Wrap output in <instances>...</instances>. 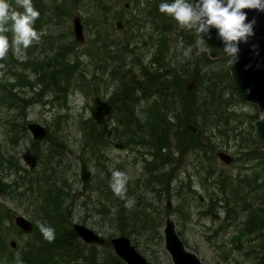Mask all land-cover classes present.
<instances>
[{
	"label": "rangeland",
	"instance_id": "374dc122",
	"mask_svg": "<svg viewBox=\"0 0 264 264\" xmlns=\"http://www.w3.org/2000/svg\"><path fill=\"white\" fill-rule=\"evenodd\" d=\"M104 1L110 4L111 12L109 29L111 36L104 41V43H112L108 48L103 47L99 37L92 38V34H89L94 24L89 15L82 17L80 9L84 7L81 1L71 7L65 1L54 0L49 7V16L46 17L48 10L43 11L41 20L35 21L33 25L39 35L38 41H33L26 50L21 52V59H31L37 62L34 63L37 67L40 65L38 63L43 66L48 64L50 67L52 65L57 67L64 65L66 68L73 65V67L68 71L69 83L64 85L61 96L51 84L38 82L30 89L22 84L24 77L19 83L16 82L21 88V94L28 99L24 116L19 115L16 107L0 106V152L2 157H6L0 174L2 172V178L6 179L7 185L0 191V225L3 229L5 247L7 250L16 247L15 251H21L24 249L23 245L29 243L32 249H35L39 241L34 230L31 233V231L21 232L18 229L13 223L15 214H22L30 219L33 226L38 223L40 226L48 227L49 220L42 214L44 209H63L65 212L70 210L68 211V214L72 216L70 220L83 223L104 236L106 231L104 234L103 230L115 226L117 220L118 225H122V217L117 208L113 207L114 192L110 187L112 171H120L128 177L126 184L128 194L124 193L128 206H135L131 195L140 196L134 218L138 224L131 226L128 223L130 232L125 235L152 264H172L162 244L161 229L165 214L173 220L176 234L183 245L206 264H256L258 258H264V227L253 232L246 231L244 222L250 218L251 207L241 208L242 205L251 203L255 205L254 202L261 199L264 203V153H262L263 150L257 149L258 142L250 135L251 122L257 116L255 105L235 98V101L228 104L229 108L240 114V118L231 123L236 127L233 130H227L228 137L223 133L217 137L218 142L224 141L217 150L221 149L229 153L231 156L229 162L221 161L215 155L216 150L205 156L206 152L201 153L186 147L185 143H181L184 136L182 134L179 136L177 126L172 122L169 134L171 139L166 144L168 151L161 150L157 153L159 154L155 160L157 169L152 170L149 161L153 159L151 154L154 148L144 142L147 140L146 134L141 137V142L138 138L127 142L128 135L122 133L121 128L116 127L106 111L113 105L111 98L114 97L115 88L118 89L121 86L125 89L126 83L123 79L124 71H120L117 79L115 71L112 70L113 67L118 65L125 67L121 69L130 67L132 74L135 73L138 79L143 80L145 70L141 66L147 65L148 61L153 60V57L157 55L151 54L157 42L155 38L151 40L140 32H133L134 37L124 48L120 43V40L128 34V24L124 22V18L127 16L131 18L132 23H135L134 3L130 0ZM60 2L63 5L58 6ZM123 2L129 5L123 6ZM73 13L79 15L83 25V40L80 42L72 36L71 15ZM117 16L122 22L120 28H115L113 24ZM102 21L103 19L99 20V22ZM106 26H108L107 23ZM187 34V31L173 19L162 46V53L166 54V58L172 57L170 50H173L175 46L176 50H180L179 53H175V56L182 60L187 50L184 47ZM93 39H98L96 45L98 44L100 49L94 57L87 52L95 48V45H92ZM10 48L14 57L18 58L12 45ZM193 54L191 51V56ZM31 69L28 66L18 72L32 80L36 78V75L31 74ZM4 74L9 76V79L15 76L7 72ZM92 77H99V84L93 85L88 82ZM189 79H184L183 83ZM87 84L89 86H86ZM133 94L139 98L143 96L140 91H134ZM139 98L130 103L145 118L148 115L146 112L149 108L148 98L142 97L144 100ZM126 107H129L128 104ZM177 113H181V108ZM92 117L98 121L99 140L95 149L82 144L84 139H82L81 126L84 120ZM14 119L23 120L24 124L27 121L37 122L45 127L46 133L40 138H32L25 125L22 130L15 129L16 127L11 124ZM235 132L236 135L233 136ZM12 135L14 136L11 137ZM116 142L121 146H114ZM201 144L204 148L207 147L209 139H205ZM78 158H83L91 171L90 178L85 184L80 182L78 176ZM7 159L12 162L8 163ZM42 170L44 174L52 177L48 178L49 182L56 178V184L61 187L65 185H62L63 181H66V184L69 183L66 186L73 193L64 199L63 205L52 204V197H46L51 194H46L44 188L39 190L36 185L29 186L25 182L27 178L33 179L35 175L37 178ZM58 173H63V178L62 175L55 176ZM160 173L164 177V185L163 190H160L162 194L158 196L156 189L159 187L157 178ZM236 174L245 175V180L249 181H252L253 176L256 177L254 183L259 185L258 198L253 195L255 190L247 186L243 190H246V193L250 192L251 197L246 196L245 203L233 205L231 197L230 200L228 199L226 180L228 175ZM152 182L157 186H151ZM224 199L228 202L227 206ZM210 201L218 214L217 218L207 212ZM227 213L228 217L225 216ZM260 218L264 220V215H260ZM60 219L64 222L63 226L69 220H66V213L62 214ZM157 219H159L158 224ZM53 222L57 225L62 223L59 220ZM257 222L260 224V221ZM237 228H241L242 233L235 239H231L230 236L236 233ZM156 231L161 235L158 244ZM10 239L15 241L14 247L8 243ZM258 241L260 242L257 243ZM260 243L263 247L258 251L257 245ZM57 247L60 249H55V258H62L65 256V251L61 246ZM96 248L100 253L99 258L107 252L100 245ZM62 251V255H59ZM261 251L262 257H258ZM111 252L113 253L112 249ZM14 253L7 254L6 260L2 257L4 264H23L22 261L17 263L12 259ZM98 261L96 264H109L108 259L104 263L101 259Z\"/></svg>",
	"mask_w": 264,
	"mask_h": 264
},
{
	"label": "trees",
	"instance_id": "16d2710c",
	"mask_svg": "<svg viewBox=\"0 0 264 264\" xmlns=\"http://www.w3.org/2000/svg\"><path fill=\"white\" fill-rule=\"evenodd\" d=\"M64 1L71 7L72 5H77L78 1H81V4L84 7V9H80V11H82V17H87L89 15L92 24H94L91 26L89 34H92V38H94V36L99 37V42L103 43L102 45L105 49L108 48L109 45H112V43H104V41L111 36L109 33V29L111 27L110 4L104 0H62V2ZM130 1L134 3L133 5L136 8L134 17L135 23H132L131 18L127 16L124 18V22L128 24V34L123 37V41L120 40V43H122L123 47L126 48V44H128L134 37L132 36V33L140 32L141 35L150 37L151 40L152 38H155L154 40L157 42L155 45L156 48L152 49L153 52L151 54L157 55L153 57V60H149L147 65L143 64V66H141L143 67L142 69L145 70V74L142 76L143 80L138 79V76L135 75V73L132 74L130 67L126 69H121L125 68L123 65L113 67L112 70L115 71L117 79L119 78L120 71H124L123 79L126 83L125 89H122L121 86L118 89L117 87L115 88L114 91L116 92H114V97H110L113 101V105L109 106L110 108L107 109L106 113L112 118L116 127L121 128L120 131L128 135L127 142L134 141V138H138L141 142V137L146 134L147 140L144 141L142 139V143L144 141L154 148L153 154H151L153 159L149 161V166L152 170L157 169L154 162L157 155H159L157 153L161 150L168 151L166 144L169 139H171L169 134L173 125L172 122H174L177 126L179 136H181V134L184 136L181 143H185L186 147H190L191 150L200 151L201 153L206 152L207 154L205 156L210 155L212 151L219 149L224 143L223 140L218 142V135L223 133L226 137H228L229 134L227 130L230 131L236 127L231 124L232 121L240 118V114L238 112H235L233 109L228 107V104L235 101V99L230 91V78L227 71V57H207L204 51L196 48L192 41L191 32L187 31L188 34L184 47H186L185 49L191 48L194 53L193 56H191L190 53V57L184 55L182 60H180L175 56V53H179L180 50H176L175 46H173V50H170L172 57L166 58V54L162 53V46L166 41V32L173 19L166 14H162L159 11V5L161 3H172L173 0ZM8 2L15 7L17 11H23V8L16 6L15 0H8ZM53 2L54 0H32L35 10L40 13L39 18L36 21H40L43 15L42 13L47 10L48 13H46V17L49 16V7ZM62 2H60L58 6L63 5ZM125 3L129 5V3L123 2V6ZM106 7L108 8L106 9ZM102 19L103 21L99 22V20L101 21ZM116 19H118V16ZM106 23L108 26H106ZM113 24L115 27L114 22ZM4 34L7 35L9 39V50L5 57L0 59V106H10L11 108L16 107L19 111V115L24 116V108L28 103V99L21 94V88L16 82L19 83L20 79L24 77V83L22 84L30 89L38 82L41 84H51L55 86V91H57L59 96H61L62 92H64V85L69 83L67 78L69 75L68 71L73 67V65L66 68L64 65L58 67L56 65H52L50 67L48 64L43 66L41 63H38L40 65L37 67L34 64L37 62L32 61L31 59H18L14 57L12 49L10 48L12 33L8 32ZM98 39H93L92 41V45H95L96 50L94 48L92 51H87L92 57H94V54L98 53L100 50L99 45H96ZM91 49L92 48H90V50ZM182 52L184 53V50H182ZM28 66L32 68L30 71L31 74L33 73L36 75V78L32 80L25 77L21 74V72H18ZM5 72L9 73V75L15 76L9 79V76L4 74ZM191 77H194L195 81L190 90H186L183 85V80ZM90 79L91 80L88 82L91 84H99V77H92ZM32 84L33 86L31 87ZM86 86L89 85L87 84ZM134 91H140L143 95L142 97L148 98L149 108L148 111H146L148 115L145 118H143L130 103L139 98V96H134ZM142 97L140 96L139 99H143ZM126 104H128L129 107H126ZM104 106L106 107V101ZM180 108L181 113H177ZM183 116H185L189 122L194 124L196 127L195 131H191L185 126L182 118ZM12 121L13 122H11V124L16 127L15 129H24L25 124L23 123V120L20 121L18 119H14ZM97 128L98 121L95 117L84 120L83 126H81L82 139H84V143L82 144L88 146L90 149H95L98 143L99 136ZM14 133L16 134V132ZM235 135L236 132L233 136ZM13 136L14 135L11 137ZM207 138L209 139V145L204 148L201 142L205 141ZM177 141L179 140L177 139ZM262 153H264V151H262ZM1 154L2 153L0 152V171L3 170L2 163L6 159V157H2ZM165 154H167V152ZM6 161L8 163L12 162L10 159H7ZM58 175H62L63 178V173L55 174V176ZM36 176L37 175H35L33 179L27 178V181L25 182L29 186L32 184L36 185L39 190L44 188L46 194H51L46 197H52V204H62L64 199L71 196L73 193L70 191V188L67 187L69 183L66 184V181H63L62 185L65 184L63 187L56 184V178L49 182L48 178L52 177L49 176V174H44L43 170L40 171L37 178ZM244 176L245 175L243 174L227 176L226 190L229 194L228 199L230 200L231 197V202L234 206L240 202H247L245 199L246 196L251 197L249 196L250 192L247 191L246 193V190H243V188L247 186L252 187L255 190V193L253 194L254 197H259L257 192L259 185L254 183L256 177L253 176L252 181H249L245 180ZM2 177L3 175L1 172L0 191L7 186L5 184L6 179L4 180ZM157 182L159 187L156 191L157 195L160 196L162 194L160 190H163L164 185V177L162 173L158 175ZM39 183L41 185H39ZM151 186H157V184L152 182ZM110 193H112V191ZM126 194L128 193L126 192ZM130 197L134 198V201L140 199L138 194L131 195ZM105 198L107 199V196H105ZM113 198V202L115 201L113 207H116L120 213L123 224L118 225L119 222L117 220V224L115 226L108 229L104 228L105 230H103V233L105 234L106 231V238L115 233H129L130 230L128 228V223L131 226L138 224L136 219L134 221L136 208L132 211L131 206H126L128 205L127 199L121 198L115 193L113 194ZM243 199H245V201ZM224 201L227 206V200L224 199ZM254 204L255 205L252 203L250 205H242L241 207L242 209L251 207V211H249L250 218L244 222V226L247 228L246 231L248 232H253L264 227V220L260 218V215H264L263 199L255 201ZM68 211L70 212V210ZM68 211L65 212L63 209H44L42 211L45 218L49 220L48 227L55 230L54 239L52 241L46 240L41 231V226L38 225V223L34 226L32 224V228L29 232L31 231V233H33L32 231L34 230V233H36L39 240L38 242L35 240V242H37L35 249H32V246L27 243L23 245L24 249L21 251H15L16 247L12 248V250H7L3 243V229L0 225V264H4L2 257H5L4 259L6 260L8 259V256L6 255H10V253H14V251L16 253L12 254V259L17 263L22 261L23 264H96V262H99L98 260L100 259L103 263L106 259H108L109 264H125L111 252V247L108 241H106L105 244L100 245L101 248H104V251L106 252L107 250V252L104 256H100L101 258H99L100 253L96 248L97 245L83 242L70 227L69 222L72 221L70 220L72 216L71 214H68ZM227 211L229 210L227 209ZM64 213H66V220H70H68L65 226H63L64 222L60 219V216ZM227 215L228 213L226 214V217ZM144 218L145 216L143 219ZM56 220H59L62 223L57 225L53 222ZM157 220L158 224L159 219ZM257 221H260V224ZM140 224H142V222H140ZM20 231L24 232L22 230ZM155 236L157 238L156 243L158 244L161 240V235L156 231ZM259 242L260 241L257 243ZM57 246H61L65 251V256L62 258H55V249H60V247ZM257 246H259L258 251H260L263 244L260 243ZM30 247L32 249L31 254ZM62 253L63 251L59 255H62ZM261 254L262 251L258 257H262ZM256 264H264V258H258Z\"/></svg>",
	"mask_w": 264,
	"mask_h": 264
},
{
	"label": "water",
	"instance_id": "95a60500",
	"mask_svg": "<svg viewBox=\"0 0 264 264\" xmlns=\"http://www.w3.org/2000/svg\"><path fill=\"white\" fill-rule=\"evenodd\" d=\"M195 2V0H193ZM126 5V3H125ZM248 20L255 18V35L249 39L247 44L240 45L239 60L236 63H230V57L224 55L221 51L222 44L216 38L215 30L211 32V39L207 40V44L211 51H204L209 58L226 56L228 59V75L230 78V91L234 98L240 101L249 102L256 106L258 116L252 120V129L250 135L256 139L260 148L264 149V12H257L255 10H247ZM115 28H120L121 22L116 19L114 21ZM71 31L72 36L77 41L83 40V25L78 14L71 15ZM192 41L196 46V37L191 33ZM252 45H256L255 51L252 50ZM196 48L200 50L197 46ZM195 78L192 77L184 83V88L190 90ZM185 126L191 131H195V126L189 122L185 116L182 117ZM26 129L31 134L32 138H40L46 133L43 125L27 121L25 123ZM114 146L120 147V143H114ZM217 157L227 163L231 156L224 150L216 151ZM78 175L80 180L84 183L90 175V169L85 162L78 159ZM13 223L22 231H29L32 228V222L22 214L13 215ZM71 228L77 236L85 243L103 245L106 241L109 242L113 253L126 264H152L146 257L130 242L128 236L123 233L114 234L106 238L100 233L94 231L87 225L78 221L71 222ZM162 244L164 249L168 252L172 264H206L200 260L198 256L191 250L187 249L174 228V222L165 214L162 224ZM241 230L231 236L236 238L240 235ZM10 246L14 247L15 241L10 239L8 241Z\"/></svg>",
	"mask_w": 264,
	"mask_h": 264
},
{
	"label": "clouds",
	"instance_id": "9594fccd",
	"mask_svg": "<svg viewBox=\"0 0 264 264\" xmlns=\"http://www.w3.org/2000/svg\"><path fill=\"white\" fill-rule=\"evenodd\" d=\"M15 4L23 11H17L8 0H0V59L9 50V39L4 33H12L11 45L18 58H22V50L39 39L33 25L40 13L35 10L32 0H15ZM245 9L264 12V0H173L159 5L162 14L193 33L196 46L201 51H211L205 37L211 39V32L215 30L216 38L222 44L219 51L230 57L229 62L233 64L239 60L240 45L247 44L255 35V18L249 21ZM256 47L252 45V50L255 51ZM191 51V48L187 49L185 56H189ZM127 180L125 173L112 171L110 187L121 198H124ZM41 231L46 240L54 239L53 228L41 225Z\"/></svg>",
	"mask_w": 264,
	"mask_h": 264
},
{
	"label": "flooded vegetation",
	"instance_id": "af4514ba",
	"mask_svg": "<svg viewBox=\"0 0 264 264\" xmlns=\"http://www.w3.org/2000/svg\"><path fill=\"white\" fill-rule=\"evenodd\" d=\"M116 20V19H115ZM114 20V21H115ZM119 20V19H118ZM120 21V20H119ZM121 22V21H120ZM192 78V77H191ZM184 85V84H183ZM234 98V97H233ZM236 99V98H235ZM252 104V103H251ZM254 105V104H253ZM97 107V106H96ZM256 107V106H255ZM256 110H257V108H256ZM257 116H258V112H257ZM256 116V117H257ZM255 117V118H256ZM254 139V138H253ZM258 142V141H257ZM257 149L258 150H263L264 151V149L263 148H260V144H259V142H258V145H257ZM221 150V149H220ZM217 151V150H216ZM216 151H215V155H216ZM217 156V155H216ZM249 158V157H248ZM79 159V158H78ZM84 162H85V160L83 159V158H81ZM155 162V161H154ZM77 163H78V160H77ZM85 164H86V162H85ZM86 166H87V164H86ZM88 167V166H87ZM90 174H91V171H90ZM79 176V175H78ZM89 178H90V175H89ZM89 178L87 179V181L86 182H88V180H89ZM80 179V178H79ZM80 182L82 183V184H85L86 182H82L81 180H80ZM223 184H224V182H223ZM199 199H201V197H199ZM167 202V201H166ZM139 203V200H135L134 201V205L135 206H131V210L132 211H134L135 210V208H136V205ZM167 204H168V202H167ZM214 209H215V207L213 206V204L211 203V201H210V203L207 205V212L212 216V217H214V218H217L218 217V214L214 211ZM229 215V214H228ZM228 215H227V217H228ZM225 216H226V214H225ZM238 230H241V233H242V229L241 228H237V230H236V233L238 232ZM236 233H234V234H236ZM240 233V234H241ZM234 234H232L231 236H233ZM230 236V237H231ZM231 239H235V238H232L231 237ZM81 240V239H80Z\"/></svg>",
	"mask_w": 264,
	"mask_h": 264
}]
</instances>
